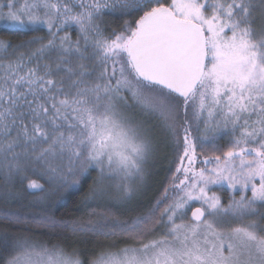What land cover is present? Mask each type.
Segmentation results:
<instances>
[{
	"label": "snow or ice",
	"instance_id": "6c2138e0",
	"mask_svg": "<svg viewBox=\"0 0 264 264\" xmlns=\"http://www.w3.org/2000/svg\"><path fill=\"white\" fill-rule=\"evenodd\" d=\"M110 14L135 18L109 28ZM35 26L47 36L0 38V222L76 242L5 232L0 264H264V0H0V27ZM160 135L178 164L134 218L93 208L58 225L9 207L17 180L66 190L90 169L85 201L128 202Z\"/></svg>",
	"mask_w": 264,
	"mask_h": 264
},
{
	"label": "trees",
	"instance_id": "16d2710c",
	"mask_svg": "<svg viewBox=\"0 0 264 264\" xmlns=\"http://www.w3.org/2000/svg\"><path fill=\"white\" fill-rule=\"evenodd\" d=\"M135 17L117 18V14H110L105 17V23L109 28L118 29L123 25L127 19H134ZM33 36H47L45 28L35 26L33 30L13 31L0 27V38L11 39L13 43H19L21 40H27ZM72 39L77 38V31L75 28L71 30ZM230 137L221 133L217 137V141L221 147H224L229 142ZM161 139L157 138L155 144L154 155L150 169L147 176L144 178V183L137 186L132 198L128 202L113 201V199L97 198L85 201L84 195L89 192L93 186V182L97 178L95 169H90L87 173L79 178V185L76 187L60 190L56 186L49 187L45 183V191L43 193L27 189L26 182L22 185L17 180L15 184V191L21 193L17 200L9 202V207L12 211H18L21 215L27 217L40 218L47 213L54 217L58 225L61 223H71L73 221L89 219V213L93 208L107 207L111 209L121 219H131L136 215L146 212L149 208L155 205L156 201L161 197L165 188L168 187L171 176L174 174L175 166L178 162L175 146L168 140L163 143ZM35 178V177H33ZM3 180L0 179V190L3 189ZM2 195V191H0ZM99 206V207H98ZM5 208V205L0 201V211ZM7 232L9 236H27L28 238L51 245L53 243L67 244L69 242H76V237L71 233L63 231L61 227L56 230H49L47 227L33 225L27 228L25 225H12L0 222V234ZM100 243H109L110 241H99ZM93 241H89L88 245L91 247ZM116 243L120 247L126 246L124 241L118 239ZM83 247V245H80Z\"/></svg>",
	"mask_w": 264,
	"mask_h": 264
},
{
	"label": "rangeland",
	"instance_id": "374dc122",
	"mask_svg": "<svg viewBox=\"0 0 264 264\" xmlns=\"http://www.w3.org/2000/svg\"><path fill=\"white\" fill-rule=\"evenodd\" d=\"M158 138L161 139L163 142L166 140L162 135H160ZM156 142H157V140H156ZM163 142H161V143H163ZM155 147H157L156 144H155ZM152 160H153V159H150V160L148 161L147 165H146V168H145V176H144V178L147 176V172H148L149 169H150V165H151V163H152ZM177 164H178V162H177ZM177 164H176V166H177ZM176 166H175V168H176ZM174 173H175V169H174ZM144 180H145V179H143V182H142V183H139L138 185L143 184V183H144ZM218 194L222 197L223 202H224V203H227V201H228V199H229V193H228V190L225 188L223 191H219ZM113 201H115V199H113ZM189 214H190V213H189Z\"/></svg>",
	"mask_w": 264,
	"mask_h": 264
},
{
	"label": "water",
	"instance_id": "95a60500",
	"mask_svg": "<svg viewBox=\"0 0 264 264\" xmlns=\"http://www.w3.org/2000/svg\"><path fill=\"white\" fill-rule=\"evenodd\" d=\"M190 215V214H189Z\"/></svg>",
	"mask_w": 264,
	"mask_h": 264
}]
</instances>
